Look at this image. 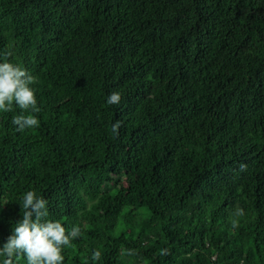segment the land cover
<instances>
[{
  "label": "trees",
  "instance_id": "obj_1",
  "mask_svg": "<svg viewBox=\"0 0 264 264\" xmlns=\"http://www.w3.org/2000/svg\"><path fill=\"white\" fill-rule=\"evenodd\" d=\"M9 60L41 111L0 112V243L35 190L64 264H264V0H0Z\"/></svg>",
  "mask_w": 264,
  "mask_h": 264
},
{
  "label": "clouds",
  "instance_id": "obj_2",
  "mask_svg": "<svg viewBox=\"0 0 264 264\" xmlns=\"http://www.w3.org/2000/svg\"><path fill=\"white\" fill-rule=\"evenodd\" d=\"M3 55L11 56V52ZM35 77L18 62L0 61V112H10L14 107L21 111L12 119L16 131L23 132L39 126L41 111L38 105ZM122 95L119 91L111 92L107 104L118 105ZM27 113V114H25ZM119 122L112 131L118 134ZM22 218L12 229L11 235L0 243V264H17L23 258L24 264H64L65 247L82 235L81 227H65L60 219L50 218L48 201L35 190L22 194ZM101 253L96 251L93 259H99Z\"/></svg>",
  "mask_w": 264,
  "mask_h": 264
},
{
  "label": "rangeland",
  "instance_id": "obj_3",
  "mask_svg": "<svg viewBox=\"0 0 264 264\" xmlns=\"http://www.w3.org/2000/svg\"><path fill=\"white\" fill-rule=\"evenodd\" d=\"M102 200H104V201H107V197H106V196H105V197H103V198H102Z\"/></svg>",
  "mask_w": 264,
  "mask_h": 264
}]
</instances>
